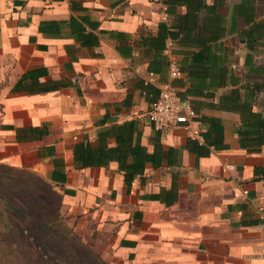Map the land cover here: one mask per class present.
Returning <instances> with one entry per match:
<instances>
[{"label":"crops","instance_id":"crops-1","mask_svg":"<svg viewBox=\"0 0 264 264\" xmlns=\"http://www.w3.org/2000/svg\"><path fill=\"white\" fill-rule=\"evenodd\" d=\"M166 81L204 141L147 122ZM123 123L153 156L128 187L94 154ZM0 166L47 182L107 264H264V0H0Z\"/></svg>","mask_w":264,"mask_h":264},{"label":"trees","instance_id":"trees-1","mask_svg":"<svg viewBox=\"0 0 264 264\" xmlns=\"http://www.w3.org/2000/svg\"><path fill=\"white\" fill-rule=\"evenodd\" d=\"M132 132V123L111 126L109 129L99 132L98 141L112 136L115 146L112 149L94 152L97 158L111 157L115 159L117 169L122 172L125 187L130 185L135 175L141 174L146 161L153 162V156L146 154L144 148L139 146L136 141L130 145ZM201 138L202 141L205 140L202 133ZM88 149L86 143L75 146L73 149L74 161L78 162L82 168L100 165L99 161L84 160V151H89ZM90 154L92 152L88 154L87 159L91 158ZM128 156L130 162L126 161ZM14 170L0 166V194H3L1 200L4 202L3 205H0V216L9 218L19 214L23 218L25 216L30 218L31 215H34L40 222L37 226L39 232L42 233L43 237H47L44 241L41 240L43 242H39L36 237L30 235L28 230H24V232L18 230L14 248H25L32 255V258L24 260L20 264H96V262H100V259L73 234L70 228L58 229L56 227L59 218L60 195L53 191L47 182L29 172L27 173H29L28 176L32 177V184H16V178L9 175ZM38 186L43 189V196H46L47 202L49 198L55 201L54 207L47 206L40 200L41 198L35 196L40 191ZM20 201L25 204L22 209L16 203ZM73 241H77V245ZM90 261L92 262L89 263ZM0 264H12V262L10 259L0 256Z\"/></svg>","mask_w":264,"mask_h":264},{"label":"built area","instance_id":"built-area-1","mask_svg":"<svg viewBox=\"0 0 264 264\" xmlns=\"http://www.w3.org/2000/svg\"><path fill=\"white\" fill-rule=\"evenodd\" d=\"M151 3H158L159 0H148ZM161 17H165V8L161 5ZM173 42L166 39L163 46V53L169 56ZM181 75L178 64L169 59L167 61V76L169 81L179 78ZM161 82L156 86L157 94L153 102L150 103L145 118L155 131H160L165 128H180L187 137L191 140L202 141L201 133L197 128V115L191 107L179 99L175 89L170 82ZM230 167V166H228ZM247 192L242 191V196H246Z\"/></svg>","mask_w":264,"mask_h":264},{"label":"rangeland","instance_id":"rangeland-1","mask_svg":"<svg viewBox=\"0 0 264 264\" xmlns=\"http://www.w3.org/2000/svg\"><path fill=\"white\" fill-rule=\"evenodd\" d=\"M28 174L29 173L22 170H14L10 172L9 175L12 178H16L15 180L16 184L25 183V185H30L33 182H32V177L28 176ZM38 188L40 189V191L37 192L35 196L37 198H41L40 200H42L47 206L51 208L54 207L55 201L49 198L47 202L46 196H43V189H41L40 186H38ZM2 198H3V194H0V205H3L4 203L1 200ZM16 203L19 205L18 207L21 209L25 207V204L21 201ZM39 223L40 222L37 221V218L34 215H31L30 218H26V216L23 218L19 214L9 218L0 216V256L10 259L12 264H20L22 261L32 258V255L27 251V249L22 247L14 248L16 243L15 237L18 234V230L19 231L22 230L23 232L24 230H28L30 232V235L36 237V240H38L39 242H43L45 239H47V237H43L42 233L39 232V229L37 227ZM57 223L58 225L56 227L58 229L70 228L64 217L61 216L60 214H59V218L57 219ZM73 243L77 245V241H73ZM43 259L46 260V258ZM91 262L92 261H90L89 263ZM72 264H77V263H72ZM96 264H107V263L100 260V262H96Z\"/></svg>","mask_w":264,"mask_h":264}]
</instances>
